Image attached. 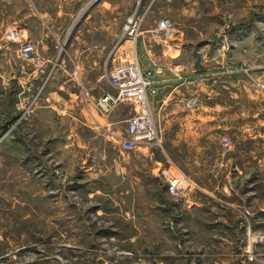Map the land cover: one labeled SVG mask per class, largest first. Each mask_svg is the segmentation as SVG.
<instances>
[{
    "label": "rangeland",
    "instance_id": "obj_1",
    "mask_svg": "<svg viewBox=\"0 0 264 264\" xmlns=\"http://www.w3.org/2000/svg\"><path fill=\"white\" fill-rule=\"evenodd\" d=\"M14 7V1L0 0V11L14 13ZM134 13L145 14L135 49L123 38ZM162 19L174 26L169 40L148 34ZM15 33H0L5 46L0 57L23 63L21 75L28 74V68L36 71L39 66L22 58ZM118 36L115 66L135 59L140 67H148L152 54L171 46L166 58L179 56L174 67L182 70L183 78L207 80L208 88L219 94L216 101L230 106L215 113L212 151L226 152L228 159L217 169L224 173L222 180L219 185L204 181L192 165L194 155L175 152L169 145L141 149L153 154V166L149 159L124 152L112 137L116 130L108 126L106 117L112 111H98L99 100L92 110L83 102L84 118L93 124L85 130L67 128L61 113L46 110L52 104L45 103V84L18 100L12 118L8 112L15 97L0 98V264H211L222 256L208 246L197 220L225 217L231 224L242 221L249 226L255 213L264 238V212H259L264 210L259 167L264 160V93L259 87L264 84V0H120ZM37 49L45 64L44 52ZM111 69L103 64L96 72L101 73L104 91L111 87ZM239 89L246 90L245 97L226 93ZM191 102L198 106L200 98ZM130 107L131 114L122 120L136 114ZM77 115L74 118L81 119ZM118 127L120 134L125 122ZM132 164L134 177L132 172L126 177ZM236 168L242 175L233 173L228 183L226 174ZM170 173L182 178L183 198L192 202L168 194ZM192 195L205 206L196 209ZM256 252L259 256L250 264L263 263L264 246ZM177 253L189 257L180 261Z\"/></svg>",
    "mask_w": 264,
    "mask_h": 264
},
{
    "label": "crops",
    "instance_id": "obj_2",
    "mask_svg": "<svg viewBox=\"0 0 264 264\" xmlns=\"http://www.w3.org/2000/svg\"><path fill=\"white\" fill-rule=\"evenodd\" d=\"M11 1L15 2L14 13L0 11V33L22 34L21 39L41 47L45 64L36 71L34 68H28V74L21 75L19 70L24 66L23 63L10 56L0 57V98L15 97L14 109L8 112L10 113L8 116L13 117L12 111L16 115L18 100H22L23 95L32 96L45 84V103L52 104L46 108L49 113H61L62 121L69 129L72 127L92 129L93 124H87L84 118L83 114L87 111L83 102L86 101L87 108L92 110L101 97L107 94L115 95V90L111 87H106L105 91L102 89V76L99 72L103 64L113 68L118 59L120 0ZM150 31L148 34H151ZM135 47L134 44L133 49ZM166 48L172 50L171 46L164 45L162 52L152 54L151 65L140 67L142 74L151 82L148 99L154 123L161 133L162 145H169L178 153L184 151L186 154H193L195 158L192 165L200 169L201 178L219 185V179L223 178L220 175L224 173L219 174L217 169H222V164L228 159L226 152L212 151L215 139V113L225 111L230 106L223 104V101H216L219 94L208 88V82H205L207 80L199 81L197 78L192 82L185 80L182 70L174 67L177 64L174 60L179 56L168 60ZM59 49L62 52L58 54ZM52 62L55 64V71H52ZM63 78H66V84L62 82ZM226 93L232 97H241L242 93V97H245L246 90L239 89L238 92L229 90ZM192 97L200 98L198 106L189 107ZM130 106L128 103H121L106 117L108 126L116 130V135L112 134L116 142L125 132L124 128L118 134L117 126L125 122L126 127L127 119L122 120V117L131 114ZM77 114L81 119L74 118L78 116ZM15 127L17 128V125ZM0 139H3L2 135ZM116 144L120 147L118 142ZM143 148L134 153L143 159H149L152 163L153 154L148 152L145 155L141 150ZM253 158L256 159V154ZM104 159L101 155L100 160ZM262 161H259L261 173ZM132 167L130 169L128 167L126 177H129L130 172L131 177H134V165ZM236 172L242 175V171L237 168L226 174L225 179L228 183L230 176ZM206 191L215 192V189ZM189 198L184 197L181 201L189 203L191 201ZM191 199L196 209L205 206L197 203L194 195ZM257 214L249 219V226L241 223L242 221L231 224V220L225 217L213 218L205 223L197 220V224L206 231L208 246L217 253L220 252L222 256L211 264H250L252 256L264 246L260 242L261 234L257 229L261 221L256 217ZM175 257L183 261L189 256L177 253Z\"/></svg>",
    "mask_w": 264,
    "mask_h": 264
},
{
    "label": "built area",
    "instance_id": "obj_3",
    "mask_svg": "<svg viewBox=\"0 0 264 264\" xmlns=\"http://www.w3.org/2000/svg\"><path fill=\"white\" fill-rule=\"evenodd\" d=\"M144 18L145 14L134 13L124 26L123 38H129L132 42H136ZM150 33L161 40H169L174 37L175 29L171 21L162 19L155 23ZM14 36L17 40L16 45L19 46L20 54L25 62L42 68L44 61L42 62L36 45L30 41L20 39L16 33ZM4 49V44H0V54L4 52ZM109 85L115 90V95L107 94L101 97L96 104L98 111L111 112L121 103H128L136 110V114L126 121L124 134L117 139L121 149L127 153H134L143 147H161L162 139L154 125L148 99V88L151 83L142 74L137 60L134 59L132 63L114 66L109 75ZM259 87L264 93V84L259 85ZM195 104L191 102L189 107L195 106ZM224 141L229 146V141ZM261 167L264 183V160ZM170 174L169 179H167V192L171 197L180 200L183 197V191L180 188L182 178L176 174ZM260 242L264 244L263 237H260ZM258 256L254 254L252 257L256 258ZM261 264H264V260Z\"/></svg>",
    "mask_w": 264,
    "mask_h": 264
}]
</instances>
